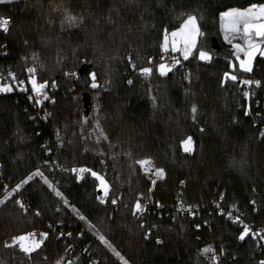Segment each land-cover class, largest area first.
<instances>
[{
    "label": "trees",
    "instance_id": "obj_1",
    "mask_svg": "<svg viewBox=\"0 0 264 264\" xmlns=\"http://www.w3.org/2000/svg\"><path fill=\"white\" fill-rule=\"evenodd\" d=\"M263 1L0 0V16L12 18L0 33V80L12 88L0 92V264H121L115 253L130 264H205L197 250L206 244L216 264H260L253 239L241 240V227L211 202L222 197L264 228V109L240 83L260 81L249 89L264 92V56L250 72L239 68L219 23L222 11ZM189 15L203 34L161 75L165 35ZM225 73L237 81L222 83ZM30 77L52 89L43 121L19 91ZM145 156L164 171L152 185L136 163ZM92 172L107 182L106 195ZM148 196L170 210L179 199L200 211L146 220L135 204ZM31 230L47 235L25 253L13 238Z\"/></svg>",
    "mask_w": 264,
    "mask_h": 264
},
{
    "label": "snow or ice",
    "instance_id": "obj_2",
    "mask_svg": "<svg viewBox=\"0 0 264 264\" xmlns=\"http://www.w3.org/2000/svg\"><path fill=\"white\" fill-rule=\"evenodd\" d=\"M221 15V20H222V27L224 28V33H225V39L228 40L231 38L233 34H240L242 33V38L244 40V44H233V48L236 50L234 55L236 56L237 60L239 61L240 68L246 72H250L252 70V61L254 57L257 55V53L260 56H264V4H251L247 8H232L227 10L226 12H223L220 14ZM68 22L71 24L76 20V17L69 15L67 17ZM8 23L7 19H0V27H4ZM203 33L200 32L198 23H197V18L193 15H189L187 19L184 20L183 24L181 27L172 32V37H173V43H172V51H177L176 47V38L180 37V39L183 41L184 47L181 49V51L184 54V58L187 59L188 56L191 54L192 48L196 46V37L199 35H202ZM168 47V39L167 35H165V41L164 44L162 45V48L167 51ZM241 53H243V57H241ZM199 58L201 60H209L211 57L208 55L207 52L205 51H200ZM176 64L179 63V61H175ZM135 67V65H133ZM234 67V66H233ZM28 71L31 73L34 71V69H28ZM152 69L151 68H143L141 69V72L143 74H149L151 73ZM169 71H171V67L168 65L161 63L159 65V72L161 75H166ZM10 75L13 76V79H15L14 74ZM92 78H93V83L92 87L95 88L97 87L95 83V74L92 73ZM225 81H222V83L226 82L227 79H231L232 81H237V76L235 75H229V73H225ZM20 83H23L22 81ZM45 84H41L37 86V83L35 80H32V85H33V90L39 93V91L46 86ZM131 84L132 81H129ZM240 83L243 84H252L255 83L257 85L260 84V81H240ZM12 88L9 85H3L0 86V92H9L11 91ZM244 95L247 97L249 95L248 92H245ZM196 107L193 106V113L196 112ZM195 118V117H194ZM183 149L185 152H190L192 150L191 148V137H188L186 140L182 141ZM142 167H147L148 165L151 164L150 159H145L138 161ZM75 172L76 169H73ZM80 171H85V169H80ZM156 174L158 177H163L164 171L163 169H156ZM35 175H41L39 170L35 173ZM93 176H96L97 179L100 180L101 185H103L105 189V195L107 194V184H105L104 180L102 177L97 176L95 172H92ZM25 183L27 181H24ZM47 182V181H45ZM155 183V181H153ZM183 183V182H182ZM21 187V185H17L13 191L18 190ZM49 187H51V184H49ZM56 195L60 196L61 193L59 191H56ZM102 200V198H101ZM103 202V200H102ZM113 203H116V201H113ZM22 208L24 205L21 203L20 205ZM135 210L142 211L143 208L139 201L135 204ZM135 214V213H134ZM237 222L239 221V218H237ZM199 227V225L197 226ZM244 231L241 232L240 234V239H244L247 234H249V226L244 225ZM32 234H27V235H21L18 237H14L13 240L15 241H20V247L21 249L26 252L30 253L32 252L35 248H38L40 246L39 243H34L31 246H26L23 242L28 239L29 236ZM43 236H46L47 234H42ZM103 240V237H101ZM106 243V242H105ZM204 253L212 251L211 248H205L201 250ZM117 255H119L117 253ZM215 259V257H213ZM71 264V262H69ZM260 264H264V261H261Z\"/></svg>",
    "mask_w": 264,
    "mask_h": 264
},
{
    "label": "built area",
    "instance_id": "obj_3",
    "mask_svg": "<svg viewBox=\"0 0 264 264\" xmlns=\"http://www.w3.org/2000/svg\"><path fill=\"white\" fill-rule=\"evenodd\" d=\"M0 19H7L8 21V23L4 27H0V33L3 34L10 29L12 25V18L9 15H1ZM242 35L243 34L240 33L236 38H233L231 36L230 39L226 40V43L230 44L233 41L242 43L244 42ZM182 59L183 57H181L180 54L168 48L167 51L164 52L161 62H164L169 67H173L176 65L175 61H180ZM183 65L185 66V63H183ZM75 77H77V75H75ZM6 78H7L6 80L9 81L10 76L7 75ZM189 80H190L189 72H186V81ZM244 88H245L244 93L245 92L249 93L248 96L250 101H252L255 105L261 104V106L264 109V92L261 95L252 92L250 91L248 84H244ZM50 90H52L50 87L48 88L47 86H45L39 91V93H37L36 91L33 90V85L31 84L30 81L23 82L19 85L20 93L25 94V98L27 99V101L31 102V105L34 107V109L37 108L33 113V116L38 121H43L47 116L50 115V108L48 107L49 103H51ZM260 133L264 134V125L261 126ZM142 169L148 174L149 179L153 182L154 181L153 180L154 178L152 179V173L154 171L153 163L151 162L150 165H148L147 167H142ZM184 182L185 180L180 181L178 183V186L181 187L184 184ZM10 189L11 188L9 184L7 183L3 184L2 187L3 192L7 193L9 192ZM223 201L224 200L222 197H218L214 199L211 202L214 210L217 213H222L230 217L235 224L241 227L242 232L244 231V227H243L244 225L249 226L250 231L249 234L247 235L253 239L255 246L259 249L261 253L262 260L264 261V228L246 219L243 216L242 212L235 211L233 206L224 205ZM21 203L24 205L23 208L20 206L21 209L25 210L28 207V205L24 201H22ZM139 203L141 204L143 210L142 211L136 210V212L138 215L145 218L146 220L151 214H156L159 217L161 215H168L169 211L171 210L174 211L175 213L184 216H193L200 211L196 206L184 204L179 199H176L171 203L170 205L171 210L168 205H155L153 203L151 196L141 199ZM237 218H239L240 222H237ZM30 233L32 234V237L35 239H39V240L41 239L42 241L44 238V236L42 235L44 233L41 231L31 230ZM148 233L149 230L147 231L146 236L148 235ZM65 235L69 236L70 234L69 232H66ZM157 242H160V239H157ZM205 248H211L212 251L207 253L202 252L201 250ZM197 254L204 260L205 264H216V262L218 261V256L211 245H203L197 250ZM213 257H215V259H213ZM72 261H73L72 257H67L66 259L57 261L56 264H69V262L72 263ZM90 264H97V262L96 260H90Z\"/></svg>",
    "mask_w": 264,
    "mask_h": 264
},
{
    "label": "rangeland",
    "instance_id": "obj_4",
    "mask_svg": "<svg viewBox=\"0 0 264 264\" xmlns=\"http://www.w3.org/2000/svg\"><path fill=\"white\" fill-rule=\"evenodd\" d=\"M172 32H174V31H172ZM172 32L171 33H169L168 35H167V39L169 40H172L173 41V37H172ZM165 41V40H164ZM232 50V49H231ZM176 52V51H175ZM232 53H233V50H232ZM182 57V56H181ZM161 63H164V62H160L159 63V65L161 64ZM165 64V63H164ZM159 65H158V68H159ZM93 73V71H90V73H89V75H90V77H91V82H90V84H89V86L87 87L89 90H93V87H92V83H93V78H92V74ZM80 78V77H79ZM32 80H34L32 77H30L29 78V81L31 82V84H32ZM95 83H96V80H95ZM3 85H9L10 86V84H8V83H5V82H2V80H0V86H3ZM250 92V91H249ZM50 113H51V111H50ZM193 148V147H192ZM184 150V149H183ZM145 159H150L151 160V162L153 163V165H154V171H153V173H152V179L154 180V181H156V180H158V179H160V178H162V177H158L157 176V174H156V169H161L160 167H157L156 166V164H155V162H154V159L153 158H151V157H148V156H145V157H141V158H139L137 161H136V163L138 162V161H141V160H145ZM137 165L141 168V170H142V172L146 175V177L149 179V177H148V174L142 169V166L139 164V163H137ZM101 177V176H100ZM104 180V179H103ZM100 181V180H99ZM149 181H150V184L152 185L153 184V182L149 179ZM104 182H105V184H107V182L104 180ZM100 187H101V189H102V191L103 192H105V189H104V187H103V185H101V182H100ZM150 185V186H151ZM27 234H31L30 232H28V233H25V234H22V235H27ZM21 236V235H20ZM100 239H101V237H100ZM102 240V239H101ZM18 242V244H19V247H20V244H21V242L20 241H17ZM40 242H41V239L39 240V239H35V238H33L32 237V235L31 236H29L28 237V239L27 240H25L23 243L26 245V246H31V245H33L34 243H39L40 244ZM206 245H209V244H206ZM212 246V245H211ZM21 248V247H20ZM26 253V252H25ZM115 255L117 256V258H118V260L120 261V263L121 264H130L128 261H126L122 256H120V255H117V253H115ZM54 264H56V262L54 263Z\"/></svg>",
    "mask_w": 264,
    "mask_h": 264
},
{
    "label": "crops",
    "instance_id": "obj_5",
    "mask_svg": "<svg viewBox=\"0 0 264 264\" xmlns=\"http://www.w3.org/2000/svg\"><path fill=\"white\" fill-rule=\"evenodd\" d=\"M253 4H264V1H263V2H259V3H253ZM246 8H247V7H246ZM229 9H232V8H228V9L222 11L221 13L226 12V11L229 10ZM221 13H220V14H221ZM185 19H187V18H185ZM185 19H184V20H185ZM183 22H184V21H183ZM183 22H182V24H183ZM219 23H220V32H221L222 39H223V41L226 43L225 33H224V28L222 27L221 15H220V17H219ZM182 24H181V25H182ZM180 27H181V26H180ZM180 27H179V28H180ZM179 28H177V29H175V30H173V31H176V30H178ZM237 36H238V34H233V35H232L233 38H236ZM196 40H197V37H196ZM172 43H173V41L169 39V40H168V47H167V49H168V48L172 49ZM226 44H227V43H226ZM233 44H241V45H243L244 42L240 43V42H237V41H233V42H231L230 44H227V45L233 50V55H234V53H235L236 50L233 48ZM176 47H177V51H176V52H178L182 57H184V54H183V52L181 51V49L184 47V45H183V41L180 39V37H177V38H176ZM192 49H193V48H192ZM191 51H192V50H191ZM240 55H241V57H243V53H241ZM257 55H259V54L257 53ZM234 58H235V60H236V63H237V65H238V67L240 68L239 61L237 60V58H236L235 55H234ZM252 62H253V61H252ZM188 137H190V136H188ZM188 137H186V138L183 139L182 141L186 140ZM181 146H182V148H183L182 142H181ZM191 148H192V138H191Z\"/></svg>",
    "mask_w": 264,
    "mask_h": 264
},
{
    "label": "water",
    "instance_id": "obj_6",
    "mask_svg": "<svg viewBox=\"0 0 264 264\" xmlns=\"http://www.w3.org/2000/svg\"><path fill=\"white\" fill-rule=\"evenodd\" d=\"M211 47L214 49H217L220 47V44L218 43L217 38L215 36L211 38Z\"/></svg>",
    "mask_w": 264,
    "mask_h": 264
}]
</instances>
